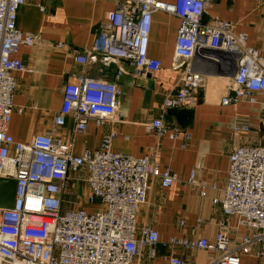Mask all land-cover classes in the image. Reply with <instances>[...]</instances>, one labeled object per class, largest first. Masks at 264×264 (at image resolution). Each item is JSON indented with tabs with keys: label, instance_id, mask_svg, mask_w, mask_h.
<instances>
[{
	"label": "built area",
	"instance_id": "1",
	"mask_svg": "<svg viewBox=\"0 0 264 264\" xmlns=\"http://www.w3.org/2000/svg\"><path fill=\"white\" fill-rule=\"evenodd\" d=\"M26 0H0V177L15 179L16 194L12 209L0 208V264H153L156 247H183L189 250L217 252L210 264H241V256L264 254V140L256 146L232 149L221 199H212L223 216L235 217L245 234L239 241L228 237L223 221L214 239L172 238L161 242L151 227H137V212L146 203L150 178L169 188L177 180L168 168H159L155 153L149 149L143 157L111 150L114 131L104 135L94 151L71 152L69 144L52 134L35 135L29 143L16 142L8 134L14 110L15 72L23 71L14 57L20 46L35 45V36L22 33L16 24L17 13ZM93 1V0H85ZM101 32L93 41L92 55H79L76 62L86 65L97 55L105 64L128 62L135 75L155 74L161 61L149 57L148 43L152 15L157 11L179 19L174 55L189 62L196 51L214 50L232 54L236 73L232 78V97L221 100L223 106L264 94V57L246 45L247 36L236 34L234 24L219 18L204 21L211 0H112ZM122 75L119 71L117 78ZM203 76L185 70L174 93L163 96L162 113L146 125L157 137L176 140L181 129L164 123L169 109H192L203 85ZM121 90L116 83L86 75L69 77L63 87L61 109L53 119L58 128L66 118L74 121L72 132L82 134L90 121L121 122L118 109ZM236 132L248 131L247 126ZM186 138L189 135L182 133ZM84 172L88 194L84 203L96 206L65 208L63 196L70 175ZM195 170L188 183L193 184ZM216 185L200 184L205 197ZM258 250H255V248ZM147 261H142L143 249ZM167 264H189L170 255Z\"/></svg>",
	"mask_w": 264,
	"mask_h": 264
},
{
	"label": "crops",
	"instance_id": "2",
	"mask_svg": "<svg viewBox=\"0 0 264 264\" xmlns=\"http://www.w3.org/2000/svg\"><path fill=\"white\" fill-rule=\"evenodd\" d=\"M211 2L204 21L219 18L231 22L236 34H246V45L264 57V0ZM113 9L112 0L25 1L17 13L16 24L22 33L35 36L36 42L32 47L20 46L14 55L24 69L14 74L17 86L8 134L23 144L29 143L35 135L52 134L55 139L69 144L71 152L78 155L85 149L94 151L103 136L112 130L115 132L112 151L143 157L152 149L159 168H168L177 177L169 188L161 187L156 178L149 179L146 203L137 212L138 229L146 226L155 229L161 242L172 238L212 241L223 221L228 237L233 242L239 241L245 230L238 228L235 217L223 216L212 199L222 198L232 149L256 146L264 140V94L253 93L249 100L223 106L221 100L234 95L231 90L237 69L234 56L221 51L214 56L201 49L189 62L177 58L173 50L179 19L160 11L152 15L148 43L149 57L159 59L162 64L157 73L137 77L128 62L105 64L99 55L86 65L76 62L81 54H93V41L100 34L107 13ZM187 68L204 79V86L196 95L198 103L192 108V124L182 129L167 111L163 119L166 126L180 128L189 138L182 133L176 140L167 136L159 138L148 131L146 125L160 116L163 96L175 92ZM119 71L122 75L117 78ZM79 74L116 83L122 93L118 99L121 122L105 121L99 125L90 121L84 133L78 135L72 132L74 121L71 118H66L61 128L54 125L53 119L61 109L64 84L69 77ZM242 126H247L248 131H235ZM194 170V185H191L188 179ZM200 184H214L216 189L208 190L206 196L201 197ZM66 187L65 208L87 211L96 208L84 203L88 194L84 172L71 174ZM156 250L158 256L153 264H167L170 255L189 264H210L218 255L215 251H195L181 246L163 249L158 246ZM141 260H148L146 248ZM240 263L264 264V254L261 259L254 254L241 256Z\"/></svg>",
	"mask_w": 264,
	"mask_h": 264
},
{
	"label": "water",
	"instance_id": "3",
	"mask_svg": "<svg viewBox=\"0 0 264 264\" xmlns=\"http://www.w3.org/2000/svg\"><path fill=\"white\" fill-rule=\"evenodd\" d=\"M203 52V51H202ZM214 53V56L221 54L220 51L209 50L204 51V53ZM167 114L176 119L177 124L182 128L186 129L191 126L193 118V109L186 108H176L169 109ZM16 194V181L15 179L2 178L0 177V208L2 209H12L14 198Z\"/></svg>",
	"mask_w": 264,
	"mask_h": 264
}]
</instances>
